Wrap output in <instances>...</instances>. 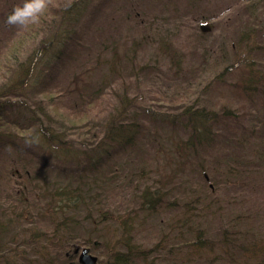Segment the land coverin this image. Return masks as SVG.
<instances>
[{"label":"trees","instance_id":"16d2710c","mask_svg":"<svg viewBox=\"0 0 264 264\" xmlns=\"http://www.w3.org/2000/svg\"><path fill=\"white\" fill-rule=\"evenodd\" d=\"M17 2L24 0H6L0 8ZM61 14L28 28L9 26V14L0 16V151L16 153L11 163L0 162V264H81L77 254L85 245L103 250L97 264H154L165 250L174 257L185 247L182 240L172 243L169 230L144 247L136 240V220L147 223L174 208L168 184L211 175L213 193L202 190L195 199H215L264 163V116L257 115L264 112V72L253 55L264 47L244 30L232 46L231 65L217 75L238 70L232 88L250 104L244 117L228 106L220 112L196 102L163 112L143 103L148 63L117 49L111 58L93 60L84 25ZM173 62L181 74L182 61ZM29 137L39 142L25 147ZM35 146L82 152L85 159L64 165ZM206 149L224 151L222 158L205 157ZM218 206L217 213L221 201ZM195 212L188 207L182 225L195 229L197 250L234 246L264 264V248L247 254L240 240L246 232L243 237L235 226L222 227V238L210 243L194 223L201 215Z\"/></svg>","mask_w":264,"mask_h":264},{"label":"rangeland","instance_id":"374dc122","mask_svg":"<svg viewBox=\"0 0 264 264\" xmlns=\"http://www.w3.org/2000/svg\"><path fill=\"white\" fill-rule=\"evenodd\" d=\"M5 3L6 0L0 1V6H5ZM53 3L55 6L50 7L44 16H62L63 11L69 12V16H77L74 26L84 25L93 60H97L98 54L101 55L100 61L111 58L113 50L117 49L120 55L136 56L139 64L148 63L151 74L144 83L146 88L142 86V94L146 98L143 103L152 110L173 112L182 104L196 102L199 106L220 112L228 106L240 111L243 117L250 111L246 97L232 88V83L238 80V70L234 69L235 72H229L222 78L217 75L231 65L230 56L233 60L235 48L232 46L239 42L244 30L254 32L252 44L260 43L264 47V0H53ZM68 3L71 6L65 8ZM13 9L12 6L0 8L3 13L0 16L10 14ZM253 55L258 58V65L264 72V49ZM174 58L182 61L179 65L181 74L175 73L178 66L174 64ZM257 115L264 116V112ZM22 145L29 147L25 141ZM35 148L64 165L85 159L82 152H64L53 147ZM205 152V157L221 159L224 151L206 149ZM14 155L16 153L12 150L0 151V162L11 163ZM202 177L199 174L197 179L190 177L188 182L168 184L169 197L177 203L166 214L147 223H142L138 217L137 242L144 247L154 246L169 230L172 236H176L172 237V243L183 241L185 247L175 251L174 257L165 250L154 264H258L259 256L245 255L234 246L226 249L216 244L214 249L201 247V251L197 250L193 246L195 229L187 231L188 225L184 227L182 220L185 210L194 207L195 213L201 214V217H195L200 223L198 220L194 223L204 229L210 243H218L222 238V227L235 226L241 229L242 234L246 232V236L243 235L245 239L240 240L245 248H250L247 254L260 246L264 248V163L253 167L252 175L244 177L243 183L219 190L221 195L215 199L199 196L198 202L196 194L202 190L213 193L215 185L210 180L211 175L208 180ZM220 201L223 209L217 213ZM247 213L246 218L240 217ZM180 218L181 223L178 222ZM169 221L173 224L172 229ZM190 226L197 227L194 224ZM179 229L185 232L183 239L177 236ZM196 230L198 232L199 229ZM85 246H90L99 260H104L103 253H100L103 250ZM245 257L249 260L246 261ZM263 258L264 255L261 260Z\"/></svg>","mask_w":264,"mask_h":264},{"label":"clouds","instance_id":"9594fccd","mask_svg":"<svg viewBox=\"0 0 264 264\" xmlns=\"http://www.w3.org/2000/svg\"><path fill=\"white\" fill-rule=\"evenodd\" d=\"M53 6H55L53 0H24L22 4L14 7L5 22L9 26L28 28L31 25L39 24L47 10ZM70 6V3H68L65 5V8ZM38 142V137L25 138V144L27 146Z\"/></svg>","mask_w":264,"mask_h":264},{"label":"water","instance_id":"95a60500","mask_svg":"<svg viewBox=\"0 0 264 264\" xmlns=\"http://www.w3.org/2000/svg\"><path fill=\"white\" fill-rule=\"evenodd\" d=\"M99 257L93 254L89 246H83L78 250V261L81 264H97Z\"/></svg>","mask_w":264,"mask_h":264}]
</instances>
